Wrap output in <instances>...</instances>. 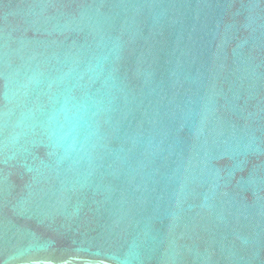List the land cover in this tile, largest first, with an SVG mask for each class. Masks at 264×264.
I'll list each match as a JSON object with an SVG mask.
<instances>
[{
  "label": "water",
  "instance_id": "obj_1",
  "mask_svg": "<svg viewBox=\"0 0 264 264\" xmlns=\"http://www.w3.org/2000/svg\"><path fill=\"white\" fill-rule=\"evenodd\" d=\"M0 264H264V0H0Z\"/></svg>",
  "mask_w": 264,
  "mask_h": 264
},
{
  "label": "clouds",
  "instance_id": "obj_2",
  "mask_svg": "<svg viewBox=\"0 0 264 264\" xmlns=\"http://www.w3.org/2000/svg\"><path fill=\"white\" fill-rule=\"evenodd\" d=\"M85 116L86 106L71 98H66L53 113L52 121L56 125V132L68 151H74L78 147Z\"/></svg>",
  "mask_w": 264,
  "mask_h": 264
}]
</instances>
